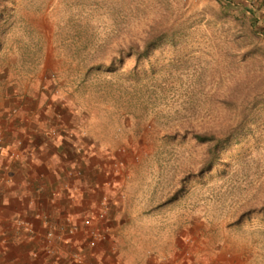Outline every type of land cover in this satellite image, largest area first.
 Instances as JSON below:
<instances>
[{
	"label": "rangeland",
	"instance_id": "rangeland-1",
	"mask_svg": "<svg viewBox=\"0 0 264 264\" xmlns=\"http://www.w3.org/2000/svg\"><path fill=\"white\" fill-rule=\"evenodd\" d=\"M236 1L256 28L218 0H0V106L101 154L126 259L264 264V0ZM229 131L202 171L194 133Z\"/></svg>",
	"mask_w": 264,
	"mask_h": 264
},
{
	"label": "crops",
	"instance_id": "crops-1",
	"mask_svg": "<svg viewBox=\"0 0 264 264\" xmlns=\"http://www.w3.org/2000/svg\"><path fill=\"white\" fill-rule=\"evenodd\" d=\"M15 105L11 102L0 106V135L4 142L0 151V218L5 221L0 226V264H48L50 258L41 241L15 234L14 220L25 218L43 231L39 216L47 214L56 225L72 217L81 227L84 216L99 209L104 192L111 193L110 182L105 179L103 157L87 150L89 143L78 137L74 126L64 127L68 132L48 136L54 123L36 117L31 105H22L18 114H12L10 110ZM13 152H19L20 157H12ZM110 224L109 219L99 226L112 231L117 228ZM115 243L117 239L111 236L99 247L88 249L81 230L76 245L69 250L59 244L53 260L57 264H75L70 256L75 249L101 264H164L154 256L142 263L135 257L126 259L122 249L114 255L111 248Z\"/></svg>",
	"mask_w": 264,
	"mask_h": 264
},
{
	"label": "built area",
	"instance_id": "built-area-1",
	"mask_svg": "<svg viewBox=\"0 0 264 264\" xmlns=\"http://www.w3.org/2000/svg\"><path fill=\"white\" fill-rule=\"evenodd\" d=\"M54 133L55 130L53 129L48 131L47 135L53 136ZM19 144H21V142H19ZM3 149L4 142L0 135V151ZM11 155L14 158L20 157L19 152H13ZM110 205V196L108 194H103L99 202V209L96 212L85 215L81 227L74 222L72 217H68L65 224L56 225L50 215L42 214L39 218L44 226L43 231L39 230L33 222L19 217L13 222L14 232L17 235L25 234L31 240L41 241L46 256L50 258L51 263L48 264H57L53 259L57 255L59 244L70 250L76 245L75 243L81 230L86 237L88 249H95L111 238V229L109 227L101 228L99 226L100 222H106L109 219ZM4 222L5 221L0 218V226L3 225ZM111 253L118 255V248L113 246L111 248ZM70 256L75 264H101L92 257H88L81 251L75 249L71 250Z\"/></svg>",
	"mask_w": 264,
	"mask_h": 264
},
{
	"label": "trees",
	"instance_id": "trees-1",
	"mask_svg": "<svg viewBox=\"0 0 264 264\" xmlns=\"http://www.w3.org/2000/svg\"><path fill=\"white\" fill-rule=\"evenodd\" d=\"M221 4H224L226 6H242L249 16V22L250 25L254 28L257 27L259 22V17L257 16L256 11L253 10L252 7H249L248 5L243 4L242 2H237L236 0H218ZM257 31V30H255ZM161 32L158 34L153 35L150 37V39L146 42L145 47L143 50L137 49L138 56L139 57H146L150 53L151 48L155 44V42L161 37ZM258 36L264 37V32L261 30L257 31ZM232 136V132L229 131L226 134H224L222 137L217 136L214 133H194V137L201 143L204 144H211L210 149V158L209 161L203 166L202 171H207L208 168H210L212 165L215 164V162L218 160L219 155L223 147L229 143L230 138Z\"/></svg>",
	"mask_w": 264,
	"mask_h": 264
}]
</instances>
